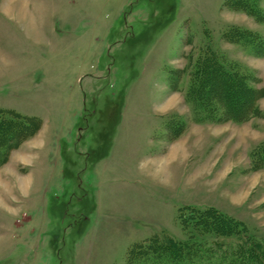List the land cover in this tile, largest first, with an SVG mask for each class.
Masks as SVG:
<instances>
[{
	"label": "rangeland",
	"instance_id": "1",
	"mask_svg": "<svg viewBox=\"0 0 264 264\" xmlns=\"http://www.w3.org/2000/svg\"><path fill=\"white\" fill-rule=\"evenodd\" d=\"M226 1L28 0L30 21L0 6V109L43 121L0 167V264H125L153 235L188 241V206L264 236V170L249 159L264 118L197 124L186 100L204 46L264 86V57L223 36L264 37V22Z\"/></svg>",
	"mask_w": 264,
	"mask_h": 264
},
{
	"label": "trees",
	"instance_id": "2",
	"mask_svg": "<svg viewBox=\"0 0 264 264\" xmlns=\"http://www.w3.org/2000/svg\"><path fill=\"white\" fill-rule=\"evenodd\" d=\"M264 0H227L225 6L233 12H243L257 22H264ZM224 39L249 49L255 57H264V37L249 29L231 26ZM172 71V91H177L178 74ZM186 100L193 120L243 124L264 118L259 101L264 98V86L257 76L238 64L227 63L224 56L210 46L200 48L191 64ZM39 117L21 115L0 109V167L23 143L42 129ZM182 129H178V128ZM173 140L185 132L178 125ZM251 171L264 170V141L249 152ZM178 220L189 232L188 241L170 235H153L129 248L125 264H264V236L251 234L248 226L214 207L180 209Z\"/></svg>",
	"mask_w": 264,
	"mask_h": 264
},
{
	"label": "crops",
	"instance_id": "3",
	"mask_svg": "<svg viewBox=\"0 0 264 264\" xmlns=\"http://www.w3.org/2000/svg\"><path fill=\"white\" fill-rule=\"evenodd\" d=\"M0 6L1 11L5 15L13 16L12 18L23 21H30L33 19L32 6L28 0H0ZM179 141H182V138Z\"/></svg>",
	"mask_w": 264,
	"mask_h": 264
}]
</instances>
